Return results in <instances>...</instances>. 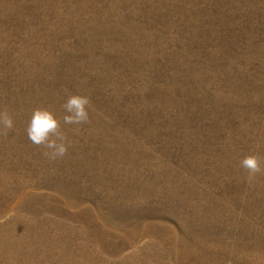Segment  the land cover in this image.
I'll return each instance as SVG.
<instances>
[{
	"label": "rangeland",
	"instance_id": "1",
	"mask_svg": "<svg viewBox=\"0 0 264 264\" xmlns=\"http://www.w3.org/2000/svg\"><path fill=\"white\" fill-rule=\"evenodd\" d=\"M0 112V264H264V0H0Z\"/></svg>",
	"mask_w": 264,
	"mask_h": 264
},
{
	"label": "clouds",
	"instance_id": "2",
	"mask_svg": "<svg viewBox=\"0 0 264 264\" xmlns=\"http://www.w3.org/2000/svg\"><path fill=\"white\" fill-rule=\"evenodd\" d=\"M90 99L86 95L72 94L63 103L64 115L57 114L47 107L35 108L28 120L26 133L28 139L37 146H43L44 155L51 159H62L68 152L71 141L62 131L63 125H83L89 122ZM14 119L6 112H0V131L13 129ZM240 166L247 170L249 180L254 179L257 173L264 171L261 168L258 155L245 156Z\"/></svg>",
	"mask_w": 264,
	"mask_h": 264
}]
</instances>
